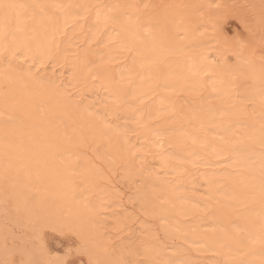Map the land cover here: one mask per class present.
Wrapping results in <instances>:
<instances>
[{"label":"bare ground","instance_id":"1","mask_svg":"<svg viewBox=\"0 0 264 264\" xmlns=\"http://www.w3.org/2000/svg\"><path fill=\"white\" fill-rule=\"evenodd\" d=\"M24 1L25 3L28 2L27 0ZM24 1L0 0V91L3 90L0 93V169L6 170L10 174L19 172L25 181L31 177H34V180L38 179L32 175L34 172L32 170H41L39 176H42L44 172L46 177L43 183L47 185L51 199H47V194L45 198L46 202L51 200V204L48 202L45 206L43 202L41 203L36 199L39 195L35 190L36 186H34L35 188H32L35 192L34 197H37H33V201H30L32 197L25 201L27 205L21 206L22 210L19 213L18 222L16 221L20 232L24 231L23 226L27 221L33 224L34 231H39V235L40 229L43 227L56 231L64 228L79 237L81 244L77 250L85 253L89 264L90 262L91 264H120L112 253L107 252V244L104 240L107 239V236L101 234L100 224L103 225L104 223V220L101 219V215H103L101 210L106 208L105 205L102 206L104 202L100 204L101 206L96 205V203L102 200L101 198L106 194V191L101 188L97 190L94 187L97 180H106V176L103 175L104 171L100 166L105 165V168L115 166L121 168L123 177L134 187V193H136L139 201H137V208L140 206L141 214L145 218L140 225L141 235L132 236L133 243L130 244L129 252L132 254L133 264H137L135 259L139 256H142L141 264H193V256L187 251L189 248L187 244L193 246L197 243L199 246H195V248L199 251L217 250L224 258L225 264H246L247 261L250 262L249 264L253 262L257 264L255 261L264 259L263 253L260 254L263 257L255 261L253 257V261L247 260L246 256L242 258V254L241 259L240 256L235 257L237 248H230L232 243L237 245L231 236L239 232L238 229L246 220L249 222V219H252V222L256 224L254 226V223L251 222L253 226L248 225L246 231H254L257 226L260 227V224L263 227V229L260 228V232L264 231V201H260L261 205L257 210L249 212V217H245V215L243 217V213L242 215L238 214L239 216L235 214V207L243 205L244 211L247 209L246 207L250 206L245 205L244 208V204L251 201L256 203L264 196V180L261 178V175H264V116L252 122L251 116L245 115L243 102L239 101L235 104L232 99L233 91L230 92L234 77L241 69L239 62L244 59L242 54H237L238 51L244 49V41L239 39L234 50V53L237 51L236 54L241 60H236L238 62L227 70L228 75L224 78L225 74L216 75L213 74L212 70L215 65L225 59V53L221 57L217 56L215 51L204 52L203 54L200 52L202 54H199L200 57L195 56L196 53H194L195 55L184 54L187 50L185 47V44L188 43L187 33L184 32V36L181 37L178 32V28L181 31L184 30V22L187 16H201L203 14L206 15L204 29L208 28L209 30L213 25L211 17H214V12L217 9L215 6L218 3L222 4L224 0H186V4L182 7L178 6L174 9V6L169 5L159 12L155 11V16H152L151 13L148 14L149 17L144 13L140 14L141 16H133L131 31L128 34L130 32L134 34L135 55L133 52L130 53L132 56L129 61L126 64L120 63L121 66L124 65L123 67H120L118 63L120 57H116V55H121L120 52V54L115 52V55L104 50V48L110 49L111 46H108L107 42L113 35L109 36L106 33L108 36H102L103 38L109 37L105 38L106 43L102 41L107 46L104 45L103 51L96 54L94 60L88 49V47L91 48L92 42L88 46L89 40H86L87 45H84L88 47L86 49L83 47L80 61H78V54L74 53L75 56L68 64L72 74L66 79V82L59 81L56 77H49V75H38V72L34 74L35 72L32 73L22 63L29 60H36L41 64L48 63L49 60L61 62L60 58L65 57L66 54L64 55V53L70 50V46L62 45L60 51V45L56 43L57 39L65 33V26H70V22L78 21L77 18L84 16L90 6L99 0H29L41 8L42 12L39 16H33L32 9ZM181 1L176 0V4L181 3ZM250 1L252 9L260 12L255 18L254 25L264 28V3L260 0ZM114 2V0L109 1L111 4L108 7H113ZM221 4L218 5V8L223 5ZM93 16L94 19L91 20L92 30L90 31L97 33V28L104 22L107 23L106 18L108 17L103 15V11L100 10H96ZM109 22L111 24V21ZM68 33L69 31L66 35L70 34ZM65 39L68 43L67 36ZM93 41L95 40L93 39ZM82 42L85 43V40ZM126 42L125 39L122 41L124 45H127ZM109 43L111 45V40ZM96 48L98 46H95ZM111 48L113 49V47ZM56 49L60 53L63 52L56 54L54 51ZM118 49L121 47H118L116 51ZM196 49L198 50V47ZM182 51H184L183 55H181ZM18 52L26 57L23 62L21 60L16 61L15 54ZM165 56L169 57L166 63L157 65V61L162 60ZM115 61H118L119 68H117L118 66L111 67L112 62ZM86 63L94 70L87 69ZM143 69L144 71H141ZM90 70L102 80L99 84L102 82L105 84L101 87L104 91L100 96H96L98 106L103 108L102 105H108L105 110L107 109L111 116L116 115L113 110L110 111L112 105L123 101L120 103L121 109L118 111L124 115L123 117H126L127 124H113L109 118L105 117L106 114H103L101 110H96V102L77 101L79 99L75 100L74 96L71 97L72 93L71 96L68 95L69 93L67 94L66 87H70L73 81L77 79L84 80L82 81L84 83L92 81ZM208 73L207 81H204ZM182 80L190 81L197 89L206 87L205 91L203 90L205 100H192L190 98L191 103H188L189 105H185L180 99L171 101L173 98L169 99V95H172L173 92H187L184 90L187 84L185 85ZM90 85H94V83ZM146 90L150 93L161 92L162 94L157 93L158 95L154 100L152 99L153 102L148 103L150 100L147 102L144 97L152 94ZM187 95L190 96V94ZM241 95L244 100L254 102V105L264 103V81L260 80L252 83L250 87L243 88ZM184 96L183 98H188ZM224 112H226L227 117L223 116ZM242 115L248 117H244L243 120L241 119ZM221 117L223 119L225 117V119L223 120ZM239 123H242L243 126L238 131L234 128L240 126ZM131 132L136 134L135 141L129 138ZM158 137L166 141L164 142L167 144L168 150H161L163 147H159L160 139ZM249 144L262 148L250 151L255 161L259 159L260 165L257 164L256 166L255 161L253 162L251 159L249 160L252 162L248 161V163L245 161V157L236 152L239 155L228 160V166L230 165V170L231 167L240 168V172H238L240 174L231 173L227 169L222 171L220 168L217 169L218 167H216L217 170L210 168V166L213 167L214 161L220 158L218 156H223L224 153L230 151V146L233 145V148L235 146L237 148V145ZM228 154L230 155V153ZM197 165L199 166L197 167ZM154 166L162 169H156ZM204 167L206 168L204 169ZM208 167L210 171L207 170ZM186 168L190 169L186 172L188 174L186 180L191 179L196 184L199 182L205 184L207 197L201 198L210 199L207 201L208 203L212 200L215 202L214 206L216 204L217 207H222L221 217L225 216L227 210L228 219L229 217L231 220L236 218V225L239 220L238 227L232 226L231 228L229 226V231L221 223L223 229H210L204 232L197 229L191 231L190 226H193V223L189 222L188 226L181 221L182 219L180 220L179 217L192 215V212L196 210V199L187 195V189L184 191L187 186L186 181H184ZM22 183L18 180L11 181V197L17 201L19 206L18 198L22 199L19 192L22 190ZM97 184L99 185V182ZM40 185L39 188L44 194L46 188L42 183ZM98 185L95 186L98 187ZM80 187L91 188L90 191L89 189L86 190L89 193L96 191L97 195L100 196H96L97 199L94 195V199L88 197L90 200H87L86 196L88 195L84 194L83 198H79L76 192ZM28 195H32L31 190ZM95 199L96 201H94ZM210 204L213 205L212 202ZM251 206L249 208H252ZM223 214L224 216H222ZM226 216L224 219L227 218ZM217 217L215 218L218 219ZM150 222L157 223L156 226H159L158 230L162 231L160 232L163 233V237L166 235L167 239H174L177 236L181 242L180 247L174 243L177 247L173 246L174 248L170 249L173 252L168 251L167 253L165 244L163 245L162 240L154 232L155 230L153 231L152 226L148 224ZM209 225L211 226V224H208V228ZM24 238L19 247L20 253L24 256V260L37 261L36 256L39 254L34 255L35 252L33 253L34 250L31 248L33 245L28 244L27 239ZM231 239L232 243L230 242ZM243 239L244 241L247 240ZM225 244L230 247H225ZM242 246L244 247V244ZM29 247L32 249L31 251H29ZM239 252L241 251L239 250ZM42 254L41 252L40 256ZM67 254L70 252L65 253V255H54L49 261L51 264H67L65 260ZM46 264H50V262Z\"/></svg>","mask_w":264,"mask_h":264},{"label":"rangeland","instance_id":"2","mask_svg":"<svg viewBox=\"0 0 264 264\" xmlns=\"http://www.w3.org/2000/svg\"><path fill=\"white\" fill-rule=\"evenodd\" d=\"M22 1H24V0H22ZM27 1L28 2H26V3L24 1V3L32 9L33 16L34 15H38V16L41 15V12H42L40 10L41 8L35 2L33 3L32 1H29V0H27ZM109 1H112V0H99L97 2H94L93 5L90 6L88 12L85 13L84 16H79V18H77L78 21L76 20V21L70 22L71 27L69 25H67V27L65 26V33L63 34V36L65 38L67 36L69 44L66 43L67 41L62 35H60V37H59V39H57L56 43L58 45H60V47H59L60 51H61L62 45L70 46V50L64 53V55L66 54L65 57L60 58L61 62L49 60L48 63L41 64V63H38L36 60H32V61L29 60V61L22 63V64L26 65L25 68L27 67L29 70H31L32 73L35 72L34 74H36L38 72L37 73L38 75H42V74H44L45 76L49 75V77L50 76L52 78L56 77L59 79V81L66 82L67 81L66 79H68L70 77V74H72L71 67H68L69 62H71V59H73V56H75V54L76 55L78 54V57H79L78 61H80V59H81L80 56L82 55L83 47H84V49H86L90 45L91 42L93 44L91 43V45H90L91 48L88 47V49L90 50L89 53L91 54V57L93 60L95 59L96 54L101 53L103 51V47H105L107 45L113 47V49L111 47H110V49L104 48V50H107V53L112 52L115 55H116L115 52H118L117 54L121 53V55H116V57L118 56L117 58L120 57V60H118L119 62L115 61V62H112V64L110 63L111 67L115 68V66L116 67L118 66L117 68H119L118 63L120 64V63L124 62L126 64L129 61V59L132 56L130 53L133 52V55H135L134 48H133L134 34H131L133 32H130L128 34V32L131 31L130 28L132 26V17L133 16L136 17V15H140L143 13L147 14V15L151 13L152 16H155L154 13L159 12L160 10H162V8L168 7L169 5L174 6V9H175V7H178V6L182 7L186 4V0H182L183 2L181 1V3H178V4H176L177 3L176 0H114L115 2L113 3L114 4L113 7H111V6L108 7L111 4V3H109ZM260 1L262 3H264V0H260ZM115 4H116V6H115ZM220 4L221 3H218V4H216L217 6H215V9H216V7H217V9L214 12V17H211L213 19V25L209 30H208V28L204 29V19L206 18L205 14H203L201 16H199V15L198 16L197 15L196 16H194V15L187 16L186 15L187 16L186 20L183 17V19L185 20V22H184L185 28L183 31H181L178 28V32L180 33L181 37L184 36V32L187 33L188 43L185 44V47L187 49L186 53H184V51H182L181 55H183V53L184 54L188 53L190 55H193L194 53H196V55L195 54L194 55L195 56L198 55V57H200L199 56L200 52L203 54L204 52L215 51L214 53H216L217 56L221 57V55H224V53H225V55H224L225 59L223 61H221V63L215 65L212 72H213V74H216V75L225 74L224 78H226L228 75L227 70L229 68H231L233 65H235L239 60H241V59H239V55L242 54L244 59L242 62L241 61L239 62L241 69L236 73V77H234L233 86L231 87L230 92L233 91L232 92V94H233L232 99H233V101H235L234 103L236 104L239 101H242L244 104L245 112H246L245 115L251 116V119H253L251 121L255 122V121H257V119L264 116V103H256L254 105V102H252L250 100H244V98L241 95V91L243 90V88H245L247 86L250 87V85L252 83H256L257 81H260V80L264 81V28H259V27H256L254 25L255 18L260 14V12H257V10L252 9V5H251L250 0H224L222 2L223 5L221 4L222 6H220V8H218V5H220ZM96 10H100L101 12L103 11V15L107 16L108 18H106L107 23L104 22V24H102L100 27L97 28L99 33L93 32L94 33V36H93V33L90 31V30H92V23H91L92 21L91 20L94 19L93 15L95 14ZM91 12H92V14H91ZM110 16H111V18H110ZM82 17L83 18L85 17V18L83 19ZM148 17H149V15H148ZM192 19H193V22H192ZM109 21H111V24H109L110 23ZM76 22H77V24H75ZM72 23H74V24H72ZM81 25H83V26H81ZM77 29H78V31H77ZM67 31H69V33H70V34L68 33L69 35H66ZM106 33H108L109 36L113 35L112 37H114V38H112V37L111 38L114 39L115 41L112 40L111 38L107 37L108 35ZM105 35H107L106 37L109 38V40L107 39L109 42L111 40V45H109L110 44L109 42H107V45L105 44L106 43V39H105L106 37H104V38L102 37ZM116 36H118V37L120 36L119 40H118V37L116 38ZM92 38L95 41H93ZM103 39H105V40H103ZM124 39H125V42L127 41L126 42L127 45H124L122 43V41H124ZM239 39H242L244 41V43H243L244 49L242 51H238V53L236 51V53L239 54V55H237L236 53H234V50L237 47L236 45H237V42ZM61 40H62L63 44H61L62 43ZM70 40H72V41H70ZM83 40H85V43L82 42ZM86 40H89L87 47L84 45V44L87 45ZM102 41H105V43H103ZM100 42H102L103 44ZM115 44H117V45H115ZM189 44H191V45L189 46ZM193 45L196 47H194ZM95 46L96 47L98 46V48L95 49ZM125 46H127V47H125ZM118 47L119 48L121 47V49H118V51H116ZM197 47H198V50L196 49ZM80 48L82 49L81 51H80ZM206 48L209 50H207ZM59 50L56 49L54 51L57 54V53H60ZM93 50H95V51H93ZM79 52H81V53H79ZM69 53L70 54L73 53V54L70 55ZM202 54H200V55H202ZM128 55H130V56L128 57ZM121 56L123 59L121 58ZM15 57H17L16 58L17 62L20 60H21V62H23V59L26 58L25 56H23V54L21 52L16 53ZM168 59H169V57L167 58V56L162 58V60L159 59L157 61V65H162V64L166 63V60H168ZM174 59H172V60H174ZM237 59H238V61H236ZM93 65H95V64H93ZM86 66H88L87 69L91 68V66H89V64H87V63H86ZM123 66H121V64H120V67H123ZM91 69L94 70V68H91ZM141 71H144V69ZM145 72H147V71H145ZM212 72H211V74H212ZM90 73H91L90 76H91L92 81H87L85 83L82 82L84 80H79V79L73 81L72 82L73 84H71L70 87H66V89L68 90L67 94L69 93L68 95L71 96V93H72L73 95L71 97L74 96L73 98L74 99L76 98L75 100L79 99L77 101H85L86 102L88 100L91 102H93V101L96 102V100H97L96 98L98 96H100L101 93L104 91L103 89H101V87L104 86L105 84L103 82H102L103 85H102V83L99 84V82H101L102 80H100L97 75H95L93 72H91V70H90ZM138 73H139V70H138ZM208 75H209V73L206 75V78L204 81H207ZM93 78H95V79L97 78V79L95 80ZM91 83H94V85H90ZM183 83H185V85L187 84L186 87L184 88V90L187 92L186 93L184 91H183L184 93L182 91H180V92L178 91L175 93L173 92L172 95H169V99L173 98V99H171V101H173L175 99H180V100H182V102L185 105H189L188 103H191L190 98H192V100H200V101L205 100V98H204L205 92L204 91H205L206 87L204 89H202L203 87H201L200 89H197L196 86L193 83H191L190 81L187 82L184 80ZM2 91H0V93H2ZM191 91H193V92H191ZM147 92H149V91H147ZM155 93H156V91H155ZM157 93L160 95L162 94L161 92H157ZM157 93L154 94V92H151L150 94H152V95L145 96L146 98L144 97V100L146 99L145 101H147V102L150 100V102H148V103L153 102L156 95H158ZM187 94H190V96ZM146 95H148V94H146ZM198 95H200V96H198ZM183 96L188 97V98H183ZM234 96H235V98H234ZM208 101H210V100L208 99ZM122 102H118L117 104L114 103V105H112V107L110 109V111L113 110V112L116 113V115H111V116L109 115L108 110L107 109L105 110V108H108V105H105V104L102 105V107L104 108L103 109V108H100L97 104L98 102H96L95 108L97 111L101 110L103 114H106L105 117L109 118L110 122H112L113 124H115V123L117 125L127 124L128 122L126 120V117H123L124 115H122V113L120 114L118 111L121 109L120 103H122ZM257 105H259V106H257ZM113 106H116V107H113ZM116 108H118V109H116ZM245 115H242L241 119L244 120L246 117H248V116L245 117ZM223 116L227 117L226 112L223 113ZM225 117H224V119H225ZM238 121H240V119H238ZM239 124H240V126L234 128L235 130L239 131V129L242 128V126H243L242 123H239ZM245 126H248V125H245ZM126 128L128 129V127H125V129ZM127 131L129 132V130H127ZM131 134H133L134 136ZM129 136H130L129 138L133 139V141H135L137 138L136 134H134L132 132L129 133ZM158 138L160 139L161 137H158ZM164 141L165 140L160 139L159 147L160 146H161L160 148L163 147L161 150L166 151L165 149H167L168 146L165 143L166 141L165 142ZM232 146L229 147L230 148L229 150L231 152L228 151V152L224 153L223 156L222 155L218 156V157H220V158L217 157L218 159H216V157H214L216 159V160L213 159V160H215L214 161L215 163L213 162L214 163L213 167L210 166L211 169L213 168L212 170H217L220 168V170H222V171L224 169H227L231 173L240 174V173H238V172H240V170H239L240 168L237 169L238 167H236L237 170L235 169V167L234 168L231 167V170H235V171L230 170V168H229L230 165L228 166V164H229L228 160H232L233 157H235V156L237 157V155L240 154L246 158L245 161H247V162L249 161L251 163L252 162L251 160H253V162H254L255 158H253L250 151L262 149L261 147H259L257 145H253V144H251V145L250 144L249 145H239V146L237 145V148H236V146H235V148H233ZM233 149H234V151H233ZM236 152H238L239 154H237ZM228 153H230V155ZM224 159H227V160H224ZM249 159H251V160H249ZM6 163H7V161H6ZM230 163H231V161H230ZM254 163L256 164V166H257V164L260 165L259 159L257 161H255ZM104 166L105 165L100 166V167L104 171L103 175L106 176L105 177L106 180L105 179H102V180L99 179L100 181L97 180L99 182V185L97 184L98 183L97 181L95 182V185H98V187L94 185L95 189L98 190V188H101V189H104L106 191V194L104 196H102V198H101L102 200L100 199L101 200L100 202L97 200L99 203L95 202L96 205L97 204L100 205V204H102V202H104V204H102V206L105 205V208H106L104 210H101L103 213V215H101V219L104 220L103 225L100 224L101 225V234H103V236H104V234H106L107 239L109 237L108 241H106L107 240L106 238L104 239L106 244H107V246H106L107 252L112 253L120 264H133L132 263L133 262L132 254L129 252L130 244L133 243L132 242V236L139 235V234L141 235L140 225H141V222L143 221V219H145V218L142 216L143 214H141L142 211H140V209H139L140 206H138V208H137V203L139 201L137 200L136 193H134V187L131 186L132 184L130 185L128 183V181L123 177L121 168H119V167L117 168L115 166L105 168ZM198 166L199 165H197V167ZM216 167H218V168L216 169ZM154 168L159 169V167H157V166H154ZM189 168H191V167H189ZM189 168L188 169L186 168L185 173L188 170H190ZM205 168L206 167H204V169ZM210 168L207 170L210 171ZM161 169L162 168H160L159 170H161ZM39 171H41V170H32V172H33L32 175L36 176L38 179H36V177H35L36 180H34V177H31V179L25 181V180H23L24 178L22 177V175L19 172H13L10 174V173H7L6 170L0 169V261H9V262L15 261L16 264H19V262L22 259H24V256L22 255V253H20L19 247L22 245L23 238L25 237L27 239L26 242L28 244L33 245L31 248L34 250L33 253L35 252L34 255L39 254L38 256H36L38 262L44 261V264H46L48 262H50V264H51V261H49V260H52V257L54 255H65V253L70 252V254H67L66 257L64 256L67 264H89L85 253H83L81 250H79V251L77 250V248H79V246L81 244L79 237L76 236L74 233H72V232H70L64 228L56 231V230H53L51 228H50L51 229L50 230L48 227H43L40 229V235H39L38 234L39 231L38 232H36L37 230L34 231L33 224L30 221H27V222H25V226H23L24 231L20 232L19 227L16 224V221L18 220L19 213H21L20 212L22 210L21 206L23 207L26 204L25 201H27V199H30V197H32V200L30 199V201H33V197L35 195V192L32 188H35L34 186H36L35 190H37L36 192L39 195L38 197L35 196L34 198L37 197L36 199L38 201H40L41 203L43 202V204H45V206L48 202H49V204H51L50 203L51 200L46 202L47 200L45 198L46 194H47L46 195L47 199L50 198V194L47 191L48 187L45 183H43L44 178L46 176H45L44 172L42 173L44 176L43 175L39 176V173H40ZM236 171H237V173H236ZM46 174H48V173H46ZM187 175H188L187 173L184 174V178H185L184 181H186V183H187V186L184 189V191L187 189V195L189 197H193L194 199H196V202H195L196 210L194 212H192V215H188L187 217L183 216L184 218L179 217L180 220L182 219L181 221L184 222V224H186L188 226H189V222L191 224L193 223V226L190 224L191 225L190 226L191 231L194 229H197L198 231L202 230V232L209 231L210 229L211 230L212 229H220V228L223 229L222 224L225 228L227 227L229 231H230L229 226L231 228H232V226L238 227V225L240 223L239 220H238L237 225L235 224V221L237 223L236 218H235V220L234 219L231 220L229 217V219L231 220L230 221L228 219V216H226L227 210L225 211V216L227 218L224 219V217H225L224 214L222 215L224 217H221V214H220V212L223 213L222 207L219 208L216 206V204L214 206L215 202L212 200L209 201V203H208L207 201L210 199L206 200L204 198H201V197H207V195H205L206 194L205 193V189H206L205 184L203 182H199L196 184V182L191 181V179L186 180ZM261 176L260 177L264 180V175H261ZM17 180L20 183H22V181H23L22 190L19 191L20 194L22 195V199L18 198V200L20 202V206L17 205V203H16L17 201L13 197H11L12 196L11 181H17ZM38 180L40 183L37 182ZM30 182L32 184L31 186H30ZM100 182H102V183H100ZM41 183L46 188V192L44 194H43L42 190L39 188V186H41L40 185ZM189 187H190V190H189ZM86 189H89V188H85V187L78 188V192H76V195H78L79 198H83L84 194H87L88 196L85 195L87 198L90 197L93 199H94V195H95V198L100 196V195L99 196L97 195L96 191H91L89 193L91 188L89 189V191ZM30 190L32 192L31 196L28 195V192ZM86 191H87V193H86ZM132 197H133V199H132ZM134 198H135V201H134ZM36 199H34V200H36ZM105 199H106V201H104ZM14 200H15V203H14ZM87 200H90V199L88 198ZM94 201H96V199ZM260 201H262V202L264 201V196H262V198H260L259 201H256V203H255V201H251L250 203H252V204H250L249 202L244 204V208L248 205H250V206L252 205L251 206L252 208H249L250 206H248V207H246L247 209H244V211H243V205L241 206L242 208L240 206L235 207V211H236L235 214L236 215H238V214L242 215V213H243V217H244V215H245V217H249L248 216L249 212H253V211L257 210L259 205H261ZM211 202L213 203V205L210 204ZM108 204H110V205H108ZM253 204H255V205H253ZM238 208H240V209H238ZM221 209H222V211H221ZM205 211H207V212H205ZM196 214H198V215H196ZM199 214H202V215H199ZM215 217H217L219 220L216 219ZM185 218L190 219V220L187 221ZM220 219H221V221H220ZM184 220H186L187 222ZM227 221L230 222V224H228ZM249 222L251 223L252 219H249ZM249 222H248V220H246L243 223V225H241L242 227L240 226V228L238 229L239 232L237 231L238 232L237 234L234 233L233 236H231V238L234 241H236L237 245L232 243V239H231L230 242L233 245H231V247H230L228 245L229 244L228 243V244H225L226 245L225 247L229 246L230 248H232V247L237 248L236 249L237 251L235 250V253L237 252V254L238 253H240V254L239 255L236 254L235 257L240 256V258H241V254H242V258H244L243 256H246V258H248L247 260L253 261V259H252V257H253L254 261H255V260H258L260 257L264 256V242H262V240H264V237H263L264 231H262V233L260 232V230H261L260 228L263 229V227H261V224H260V227L257 226V228H255L254 231L253 230H251V232L246 231V227L248 225H252V223H254L253 224L254 226L256 225L255 222H252L251 224ZM148 224H150V226H152L153 231L155 230L154 232H156L157 237L160 240H162L163 245L165 244L164 247H165V251H167V253H168V251L169 252L171 251L170 249L174 248L173 246H175V244H178L179 245L178 247H180L181 242H180V240H178L179 238H177V236L174 239L173 238L167 239L166 238L167 236L164 234L165 237H163V233H161L162 231L158 230L159 226H156L157 223L154 224V223L150 222ZM151 224H153V225H151ZM208 224H211V226L209 225L210 226L209 228H208ZM104 227H106V228H104ZM258 227H259V229H258ZM256 231H259L261 236H260L259 232L256 233ZM20 235H22V236H20ZM160 235H161V237H160ZM21 237H22V239L20 240ZM259 237H262L263 239L262 238L260 239ZM163 238H165V239H163ZM241 238L247 239L248 242H247V240H245L246 241L245 242L244 239L241 242V240H242ZM252 240H254L255 242ZM257 241L260 242L261 244L258 243ZM251 242H253V243H251ZM42 243H43V245H41ZM241 243L244 244V247L243 246L241 247V245H243ZM256 243H258V244L256 245ZM245 244L248 246H246ZM187 245L189 247V248H187V251L190 252V254H192V256H193V258L191 256V258L194 261V262H192L193 264H201V262H202V264H225L224 258L221 256V253L219 254V252L217 250L210 249L211 251L209 250V251H203L202 252V251H199L195 248V246L196 247L199 246L198 243L196 245L194 244L193 246L191 244H187ZM245 246L248 249L247 248L245 249ZM250 246H252V247H250ZM176 247H177V245L175 246V248ZM31 248L30 247L28 248L29 251L32 250ZM226 249H228V248H226ZM239 250L242 253L239 252ZM41 252L43 253L42 256H40ZM171 252H173V251H171ZM215 252L216 253L218 252V253L216 254ZM232 253H234V252H232ZM253 253H255V254H253ZM262 253H263V256L260 255ZM255 256H256V259H255ZM235 257L233 255V258H235ZM49 258H51V259H49ZM176 258H180V257H176ZM192 259H191V261H192ZM261 259H259L258 262L255 261V263L260 264V262L262 261L261 264H264V262H263L264 259H262V260ZM135 260H136L137 264H141L142 256H139ZM42 262H40V263L42 264ZM179 262H180V259H179ZM247 263H248V261H247ZM252 264H254V262Z\"/></svg>","mask_w":264,"mask_h":264},{"label":"snow or ice","instance_id":"3","mask_svg":"<svg viewBox=\"0 0 264 264\" xmlns=\"http://www.w3.org/2000/svg\"><path fill=\"white\" fill-rule=\"evenodd\" d=\"M0 264H16L15 261H12V262H9V261H0ZM19 264H40V262L38 261H33L31 259H28V260H24L22 259ZM91 264V262H90Z\"/></svg>","mask_w":264,"mask_h":264}]
</instances>
